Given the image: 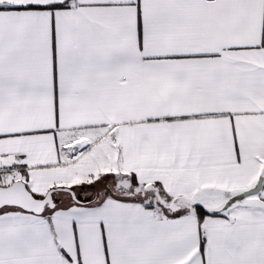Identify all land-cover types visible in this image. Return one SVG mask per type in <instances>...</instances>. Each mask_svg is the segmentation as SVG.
<instances>
[{
  "label": "snow or ice",
  "instance_id": "1",
  "mask_svg": "<svg viewBox=\"0 0 264 264\" xmlns=\"http://www.w3.org/2000/svg\"><path fill=\"white\" fill-rule=\"evenodd\" d=\"M0 264H264V0H0Z\"/></svg>",
  "mask_w": 264,
  "mask_h": 264
}]
</instances>
